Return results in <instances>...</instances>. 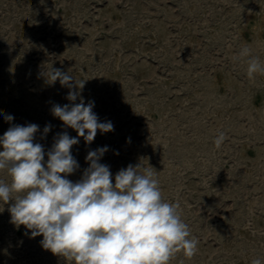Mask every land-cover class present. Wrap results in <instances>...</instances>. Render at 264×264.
<instances>
[{
  "label": "rangeland",
  "instance_id": "rangeland-1",
  "mask_svg": "<svg viewBox=\"0 0 264 264\" xmlns=\"http://www.w3.org/2000/svg\"><path fill=\"white\" fill-rule=\"evenodd\" d=\"M243 47L264 64V0H0V137L38 125L45 162L58 134L77 137L51 111L73 103L47 80L61 69L84 82L74 103L113 124L91 144L78 138L69 180L107 147L113 183L130 164L152 167L198 240L169 264H264V74L248 77ZM0 180L11 182L6 169ZM12 203L0 201V264H70L11 223Z\"/></svg>",
  "mask_w": 264,
  "mask_h": 264
},
{
  "label": "clouds",
  "instance_id": "clouds-1",
  "mask_svg": "<svg viewBox=\"0 0 264 264\" xmlns=\"http://www.w3.org/2000/svg\"><path fill=\"white\" fill-rule=\"evenodd\" d=\"M247 58V75L264 74V64L243 47L237 59ZM49 83L59 80L70 89L67 99L73 103L52 108L54 117L77 132L58 134L45 162L44 147L34 142L36 124L10 126L0 137V170H7L11 182L0 180V201H13L8 211L11 223L42 236L43 249L65 258L70 264H169L177 252L188 258L198 248L182 220L179 205L162 197L152 167L138 171L140 165L119 170L113 183L109 166L100 163L107 147L89 151L82 178L67 177L78 168L71 149L83 137L91 144L97 132L113 130L111 122H100L93 112L94 103H74L83 83L61 69L46 73ZM11 122L13 117L6 115ZM46 125L44 133L50 131ZM226 139L220 132L214 144L220 148ZM252 264H262L254 259Z\"/></svg>",
  "mask_w": 264,
  "mask_h": 264
}]
</instances>
